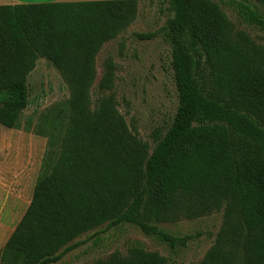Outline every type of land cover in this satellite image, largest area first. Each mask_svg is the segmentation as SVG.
<instances>
[{
  "label": "trees",
  "instance_id": "16d2710c",
  "mask_svg": "<svg viewBox=\"0 0 264 264\" xmlns=\"http://www.w3.org/2000/svg\"><path fill=\"white\" fill-rule=\"evenodd\" d=\"M163 33L177 95L154 147L138 138L113 94L91 88L96 55L135 19L137 0L0 6V126L21 128L28 76L51 63L69 96L56 112L55 156L48 154L31 200L0 253V264H55L102 226L132 225L169 249L160 224L222 211L213 245L197 264H264V46L237 30L222 6L264 32V0H167ZM116 66L103 61L99 93L113 90ZM55 122V123H56ZM29 126L23 130L28 132ZM41 132H44L41 129ZM52 137V136H51ZM91 264H168L132 245Z\"/></svg>",
  "mask_w": 264,
  "mask_h": 264
},
{
  "label": "rangeland",
  "instance_id": "374dc122",
  "mask_svg": "<svg viewBox=\"0 0 264 264\" xmlns=\"http://www.w3.org/2000/svg\"><path fill=\"white\" fill-rule=\"evenodd\" d=\"M213 1L221 5L225 0ZM256 7L264 15L263 9ZM167 8V0H138L136 19L96 55L97 77L90 91L92 107L97 98L113 94L130 130L150 149L154 147V131L160 129L164 134L171 125L177 95L170 67V46L163 33L151 40H140L137 36L160 31L171 17ZM222 10L237 30L247 32L264 46V32L244 23L229 7L222 6ZM107 58L116 66L114 87L110 92L99 93L97 82ZM27 84L29 105L21 114V128L10 130L0 126V253L29 205L48 154L54 157L57 153L59 138L54 129L56 124L60 125L54 121L55 114L64 108L69 96L60 73L44 59L37 60ZM28 126V132L24 131ZM221 222L222 211L195 220L158 225L173 237H192L185 247L174 250L146 237L135 226L105 225L81 236L79 240L84 244L55 264H91L114 252L125 256L134 244L159 253L168 264H197L213 245Z\"/></svg>",
  "mask_w": 264,
  "mask_h": 264
},
{
  "label": "crops",
  "instance_id": "0c3cea01",
  "mask_svg": "<svg viewBox=\"0 0 264 264\" xmlns=\"http://www.w3.org/2000/svg\"><path fill=\"white\" fill-rule=\"evenodd\" d=\"M89 1H107V0H0V6L34 5V4H45V3H76V2H89Z\"/></svg>",
  "mask_w": 264,
  "mask_h": 264
}]
</instances>
